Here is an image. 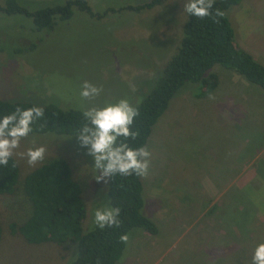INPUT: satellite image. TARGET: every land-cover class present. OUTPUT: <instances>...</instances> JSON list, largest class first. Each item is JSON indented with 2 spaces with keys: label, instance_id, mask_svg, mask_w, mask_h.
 <instances>
[{
  "label": "rangeland",
  "instance_id": "obj_1",
  "mask_svg": "<svg viewBox=\"0 0 264 264\" xmlns=\"http://www.w3.org/2000/svg\"><path fill=\"white\" fill-rule=\"evenodd\" d=\"M64 1L20 2L33 11ZM86 1L91 13L75 8L68 20L41 30L24 15L0 14V99L83 110L120 98L135 105L153 87L180 42L186 0L136 12L126 7L149 0ZM227 14L237 46L264 64V0H242ZM38 38L34 50L12 52ZM212 71L213 89L197 95L198 84L183 85L153 125L141 212L158 231L129 230L114 264H252L264 242V91L221 65ZM85 80L102 86L99 97L81 98ZM41 145L46 158L35 167L13 156L19 180L13 194L0 195V264H67L72 257L71 242L35 244L11 232L12 223L31 215L21 185L39 165L53 158L69 163L85 205L83 232L95 226V210L110 205L108 178L95 179L94 158L76 135L32 133L16 152Z\"/></svg>",
  "mask_w": 264,
  "mask_h": 264
},
{
  "label": "trees",
  "instance_id": "obj_2",
  "mask_svg": "<svg viewBox=\"0 0 264 264\" xmlns=\"http://www.w3.org/2000/svg\"><path fill=\"white\" fill-rule=\"evenodd\" d=\"M21 1V0H20ZM19 0H3L0 14L10 16L21 14L32 20L36 30L55 26L68 20L73 9L91 13L86 0H65L61 4L48 5L31 11ZM165 0H149L126 9L140 11L162 4ZM242 0H215L212 12L220 9L224 15L203 19L185 12L180 42L176 51L157 73L153 87L135 104L139 116L132 125L140 135L127 142L132 147L145 146L158 118L166 110L170 99L185 84H198L202 95L206 88L213 89L217 75L212 70L221 65L242 76L247 82L260 86L264 91V64L259 62L245 49L237 46L235 31L228 17V10ZM104 13H106L104 11ZM93 14V13H92ZM36 42L20 45L12 52L20 54L34 50ZM2 48L0 47V51ZM35 104L0 99V118L11 114L17 106L32 107ZM42 106L44 117L32 124L30 133H55L75 135L84 121L82 110L63 109L53 103ZM123 139V138H121ZM15 164V167L13 166ZM19 167L14 157L7 166L0 165V195L13 194L19 180ZM22 191L31 203L30 217L21 225L11 224V232H19L29 243L53 242L74 244L72 257L67 264H114L122 255L125 245L120 235L135 227L156 235L157 226L143 215L145 204L140 177L116 175L108 178L110 205L120 207L121 225L119 228L100 229L96 225L86 232L82 231V220L86 215L81 199L80 185L72 176L69 163L61 158H53L29 172L23 179ZM1 237V226H0Z\"/></svg>",
  "mask_w": 264,
  "mask_h": 264
},
{
  "label": "clouds",
  "instance_id": "obj_3",
  "mask_svg": "<svg viewBox=\"0 0 264 264\" xmlns=\"http://www.w3.org/2000/svg\"><path fill=\"white\" fill-rule=\"evenodd\" d=\"M215 0H186L184 12L198 18L217 17L224 13L212 9ZM103 92L102 86H97L85 80L81 85L80 96L83 100H94ZM139 108L127 98H120L116 102L105 101L103 106H90L82 110L84 123L78 130L76 137L80 146L87 149V154L94 158L93 168L98 172L95 179L107 181L116 175L128 177L135 175L146 178L151 167L152 153L147 146L132 147L127 142L135 140L140 132L133 130L135 118L139 116ZM42 106L21 108L17 106L11 114L0 118V165L7 166L14 155L26 158L29 166L35 167L46 158L45 146L29 147L25 152L17 153L22 139L33 131L32 124L44 117ZM123 138V139H121ZM34 143V142H33ZM15 167V164L13 165ZM120 207L105 204L95 210L94 224L100 229L119 228ZM120 241L128 244L130 235H120ZM252 264H264V242H260L254 249Z\"/></svg>",
  "mask_w": 264,
  "mask_h": 264
},
{
  "label": "crops",
  "instance_id": "obj_4",
  "mask_svg": "<svg viewBox=\"0 0 264 264\" xmlns=\"http://www.w3.org/2000/svg\"><path fill=\"white\" fill-rule=\"evenodd\" d=\"M250 54H251V52H249ZM253 55V54H252ZM254 57V56H253ZM255 58V57H254ZM259 168L261 169V168H264V159H263V161L260 163V165H259Z\"/></svg>",
  "mask_w": 264,
  "mask_h": 264
}]
</instances>
